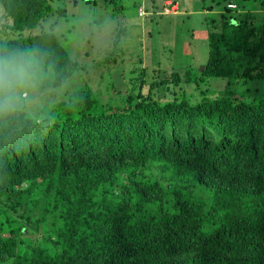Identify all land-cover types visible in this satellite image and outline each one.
<instances>
[{"label":"trees","instance_id":"trees-1","mask_svg":"<svg viewBox=\"0 0 264 264\" xmlns=\"http://www.w3.org/2000/svg\"><path fill=\"white\" fill-rule=\"evenodd\" d=\"M252 1L259 19L227 2L207 20L198 74L142 71L112 103L108 86L74 82L84 64L55 22L30 31L63 7L0 0V60L35 61L0 93V264H264V0ZM120 36L99 63L124 65Z\"/></svg>","mask_w":264,"mask_h":264},{"label":"rangeland","instance_id":"rangeland-1","mask_svg":"<svg viewBox=\"0 0 264 264\" xmlns=\"http://www.w3.org/2000/svg\"><path fill=\"white\" fill-rule=\"evenodd\" d=\"M106 1L50 0L53 8L63 7L67 11L66 19L50 13L49 17L42 19L30 31L38 32L40 25L48 30L49 25L55 22L53 31L70 55L84 64V69L74 74L77 75L74 82H86L84 76L87 75V81L94 89L103 91L105 85L108 86L107 90L113 93L102 96L101 99L112 103H116L118 98L114 94L115 89L125 92L130 83L138 82L137 75L142 74V71L146 78L150 77V81L154 80L151 75L158 70L161 73H184L189 69L191 75L198 74L208 52L207 20L216 17L227 2L236 4L238 11H258L257 19L262 13L259 12L258 2L252 0H171L178 3L175 13L164 12V0ZM206 6L213 7L208 9ZM6 21L0 8V27ZM115 30L121 32L120 45L115 55L118 56V62L125 66L99 63L112 48ZM23 32L28 34L29 31ZM5 35L7 33L1 30L0 36ZM131 69H134L132 73ZM85 71L88 73L80 74ZM206 82L214 84L224 81L210 76L206 78ZM110 83L114 84V89L109 88ZM146 89L145 86L144 91ZM168 94L171 95L170 92ZM46 95H49L48 91L43 96ZM34 97L33 94L30 97L27 93L23 94L27 105ZM37 97L41 96L37 94Z\"/></svg>","mask_w":264,"mask_h":264},{"label":"clouds","instance_id":"clouds-1","mask_svg":"<svg viewBox=\"0 0 264 264\" xmlns=\"http://www.w3.org/2000/svg\"><path fill=\"white\" fill-rule=\"evenodd\" d=\"M231 4L234 5L233 7H236V4L233 2H229L227 4L228 7H232L230 6ZM163 8L165 13H175L177 12L178 3L172 2L171 0H164ZM30 56L31 54H29ZM34 62L33 58H26L23 55L7 61L0 60V93L4 91L5 87H10L15 81H25L29 77V69Z\"/></svg>","mask_w":264,"mask_h":264},{"label":"built area","instance_id":"built-area-1","mask_svg":"<svg viewBox=\"0 0 264 264\" xmlns=\"http://www.w3.org/2000/svg\"><path fill=\"white\" fill-rule=\"evenodd\" d=\"M230 6H232V7H233L234 5H233V4H231Z\"/></svg>","mask_w":264,"mask_h":264},{"label":"water","instance_id":"water-1","mask_svg":"<svg viewBox=\"0 0 264 264\" xmlns=\"http://www.w3.org/2000/svg\"><path fill=\"white\" fill-rule=\"evenodd\" d=\"M202 68H203V66L200 67V69H202Z\"/></svg>","mask_w":264,"mask_h":264}]
</instances>
